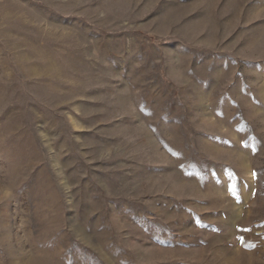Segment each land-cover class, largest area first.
I'll use <instances>...</instances> for the list:
<instances>
[{
	"label": "rangeland",
	"instance_id": "374dc122",
	"mask_svg": "<svg viewBox=\"0 0 264 264\" xmlns=\"http://www.w3.org/2000/svg\"><path fill=\"white\" fill-rule=\"evenodd\" d=\"M0 264H264V0H0Z\"/></svg>",
	"mask_w": 264,
	"mask_h": 264
}]
</instances>
